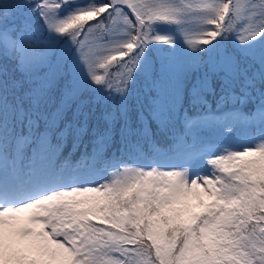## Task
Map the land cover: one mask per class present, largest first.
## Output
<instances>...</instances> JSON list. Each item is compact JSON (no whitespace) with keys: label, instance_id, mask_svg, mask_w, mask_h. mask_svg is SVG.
I'll use <instances>...</instances> for the list:
<instances>
[{"label":"snow or ice","instance_id":"6c2138e0","mask_svg":"<svg viewBox=\"0 0 264 264\" xmlns=\"http://www.w3.org/2000/svg\"><path fill=\"white\" fill-rule=\"evenodd\" d=\"M0 61V264H264V0H0Z\"/></svg>","mask_w":264,"mask_h":264},{"label":"trees","instance_id":"16d2710c","mask_svg":"<svg viewBox=\"0 0 264 264\" xmlns=\"http://www.w3.org/2000/svg\"><path fill=\"white\" fill-rule=\"evenodd\" d=\"M0 63H5V61H0ZM11 67V64L9 63V68ZM88 144V137L85 136L83 138V144H81L76 150L72 149V142L69 141L64 149L63 155L65 157H68L69 159H78L81 152L84 151V146ZM90 150V149H89Z\"/></svg>","mask_w":264,"mask_h":264}]
</instances>
